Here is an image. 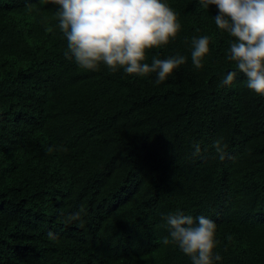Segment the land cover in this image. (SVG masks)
Segmentation results:
<instances>
[{
    "label": "trees",
    "instance_id": "trees-1",
    "mask_svg": "<svg viewBox=\"0 0 264 264\" xmlns=\"http://www.w3.org/2000/svg\"><path fill=\"white\" fill-rule=\"evenodd\" d=\"M165 2L181 30L146 62L187 60L157 85L67 59L47 0H0V264H191L162 243L177 211L215 222V264H264V96L239 72L223 84L236 68L215 5ZM82 207L83 228L64 223Z\"/></svg>",
    "mask_w": 264,
    "mask_h": 264
},
{
    "label": "clouds",
    "instance_id": "clouds-1",
    "mask_svg": "<svg viewBox=\"0 0 264 264\" xmlns=\"http://www.w3.org/2000/svg\"><path fill=\"white\" fill-rule=\"evenodd\" d=\"M45 2V0H41ZM58 6V26L67 41L65 57L74 59L76 65L89 71L98 70L101 64L115 73L121 69L129 76L148 77L155 74L159 85L175 70L186 63L183 55L160 59L152 57L147 63V53L174 40L181 30L176 12L165 0H47ZM204 8L215 5L218 14L213 18L216 27L228 33L227 60L236 71H229L223 80L231 85L237 72L246 78L248 89L264 96V0H199ZM210 38L194 37L191 41V59L194 67H203L209 54ZM194 156L201 153L200 144H193ZM219 159L227 156L223 137L212 142ZM53 149L49 148L51 152ZM83 207L65 216L64 223L79 222L83 228ZM168 235L164 245H175L188 256L191 264H215L222 258L215 253L216 224L199 216L193 218L182 212L165 217ZM50 238L55 234L48 233Z\"/></svg>",
    "mask_w": 264,
    "mask_h": 264
}]
</instances>
